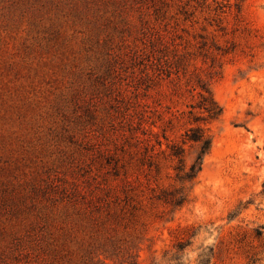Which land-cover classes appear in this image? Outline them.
<instances>
[{"label": "rangeland", "instance_id": "1", "mask_svg": "<svg viewBox=\"0 0 264 264\" xmlns=\"http://www.w3.org/2000/svg\"><path fill=\"white\" fill-rule=\"evenodd\" d=\"M201 1L0 0V264H264V0H219L224 30ZM213 40L229 52L211 78ZM198 71L223 112L167 216L145 196L172 162L160 177L139 165L133 123L151 115L166 148L159 125L188 109ZM126 178L144 200L114 230L102 202Z\"/></svg>", "mask_w": 264, "mask_h": 264}, {"label": "trees", "instance_id": "2", "mask_svg": "<svg viewBox=\"0 0 264 264\" xmlns=\"http://www.w3.org/2000/svg\"><path fill=\"white\" fill-rule=\"evenodd\" d=\"M213 1L215 2L213 7L208 3V0H202L201 6L207 7L210 12L213 10L211 18L220 30H224L226 28L223 23L224 13L228 8H231V3L219 0ZM240 12L241 5L237 2L235 16H239ZM212 45L208 46L206 41L201 53L206 60L209 59L208 77L211 78L214 75L221 74L220 68L223 64L221 58L229 52V49L217 45L215 40H213ZM166 63L168 67L171 66L170 61H166ZM195 77L194 83L192 82L188 88V93L192 98V101L187 105L188 109L181 112L179 110L172 111L171 116L164 121V124L159 125L162 136L167 141L166 148H163L160 133L152 127V125L156 126L157 122L150 121L151 115H139L133 123L131 135L135 159L139 161V165H147L149 174L154 170L160 177L164 160L169 158L172 162L173 172L170 176L172 181L165 186L150 187L151 191L145 196L151 204L158 203L166 206L167 209L163 212L167 216L172 215L190 201L193 187L203 169L205 158L212 148L210 125L223 112L222 106L214 96L211 80L203 77L199 71L195 72ZM178 87L180 88L178 93L183 95L181 86L178 85ZM175 118H178V120L185 119V127L179 139L172 140L169 139L167 132L174 127L173 121ZM160 119H163V117ZM123 168L126 174L128 172L127 164H123ZM122 182L120 193L111 194L108 192L102 202V207H106L108 211V218L112 220L111 225L114 230L122 225V220L126 215H134L138 209V204L141 205L144 200L143 193L135 192L136 186L132 180L126 178ZM257 234L261 235L262 230H257ZM188 244V240L186 242L180 241L176 244V248L178 251H182ZM133 256L136 257V255H130L129 257ZM209 263L210 258L206 254L199 255L197 264ZM129 264H137V261H129Z\"/></svg>", "mask_w": 264, "mask_h": 264}]
</instances>
